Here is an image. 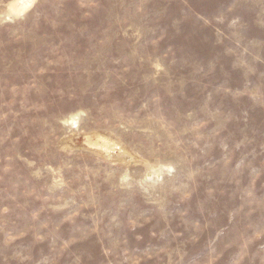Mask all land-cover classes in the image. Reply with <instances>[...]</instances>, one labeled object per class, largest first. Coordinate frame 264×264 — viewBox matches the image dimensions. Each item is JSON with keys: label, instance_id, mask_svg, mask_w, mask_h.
Returning a JSON list of instances; mask_svg holds the SVG:
<instances>
[{"label": "rangeland", "instance_id": "rangeland-1", "mask_svg": "<svg viewBox=\"0 0 264 264\" xmlns=\"http://www.w3.org/2000/svg\"><path fill=\"white\" fill-rule=\"evenodd\" d=\"M24 2L0 0V264H264V0Z\"/></svg>", "mask_w": 264, "mask_h": 264}, {"label": "bare ground", "instance_id": "bare-ground-1", "mask_svg": "<svg viewBox=\"0 0 264 264\" xmlns=\"http://www.w3.org/2000/svg\"><path fill=\"white\" fill-rule=\"evenodd\" d=\"M31 1L32 0H26V2L23 3V8H26L27 4L31 3ZM75 120H76L75 118H71L70 120H68V122L73 124L75 122ZM84 143H85V146L90 151H92L93 153H95L97 155H100L101 157H103L105 159H108L109 161L111 159H114L115 161H117L119 163L127 164L128 160H130L133 157L127 152L128 150L123 148V146L120 142H118L117 140H115L114 138H112L110 136L102 135V134H99L97 132L85 135ZM65 146H67V144ZM67 147H69V146H67ZM71 147L72 146H70L69 148H71ZM132 159H134V158H132ZM133 161H136V159Z\"/></svg>", "mask_w": 264, "mask_h": 264}]
</instances>
